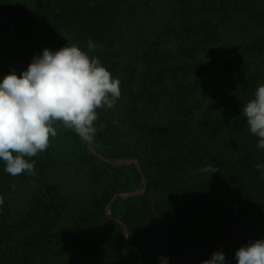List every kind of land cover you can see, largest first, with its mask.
<instances>
[{
    "label": "trees",
    "instance_id": "16d2710c",
    "mask_svg": "<svg viewBox=\"0 0 264 264\" xmlns=\"http://www.w3.org/2000/svg\"><path fill=\"white\" fill-rule=\"evenodd\" d=\"M36 1L44 9L22 12V21L7 15L11 3L2 5L0 37L15 25L4 40L11 43L6 54L30 64L42 53L37 45L50 40L53 46L55 36L69 33L71 43L98 57L120 80L116 102L124 108L120 114L115 102L110 109L96 110L94 141L104 156L136 158L141 164L146 194L118 198L111 211L127 226L144 264H160L161 256L169 264H201L219 250L230 264H237L236 250L264 238V178L255 168L264 164V150L257 148L258 138L241 115V106L254 97L260 83L261 74L246 61L249 51L260 47V39L245 45L237 37L225 44L228 34L222 23L246 16L264 27V0H169L181 19L180 29L173 25L176 13L163 31L166 39L177 42L174 52L161 46L163 37L143 45L152 31L145 19L154 0ZM23 29L28 35L19 43ZM130 29L138 52L133 60L118 45ZM89 38L97 45L93 51L87 49ZM208 44L215 45L211 58L202 54ZM13 69L27 67L0 64V77ZM207 72L223 82L209 101L200 95ZM47 156L41 151L27 158L35 161L32 175H10L0 161V264H137L139 256L104 229L109 224L123 231L105 215L119 191L114 188L81 209L49 176L52 159ZM79 157L86 159L81 151ZM127 167L141 181L136 166ZM16 183L29 185L33 192L28 208L12 219L5 190ZM219 184L227 190L229 204L220 198ZM121 201L126 208L118 215Z\"/></svg>",
    "mask_w": 264,
    "mask_h": 264
},
{
    "label": "clouds",
    "instance_id": "9594fccd",
    "mask_svg": "<svg viewBox=\"0 0 264 264\" xmlns=\"http://www.w3.org/2000/svg\"><path fill=\"white\" fill-rule=\"evenodd\" d=\"M96 47L89 38L88 51ZM120 95V80L98 57H90L75 43L57 50L45 48L33 56L26 70L17 73L13 69L0 77V161L4 171L13 176L34 174L35 161L27 158L47 149L50 136L57 135L54 122L75 131L85 143L91 142L98 131L96 110L112 108ZM241 115L248 131L258 138L257 148L264 150V84L241 106ZM255 168L264 178V164L257 163ZM159 259L160 264H169L168 257ZM235 260L237 264H264V238L242 245ZM201 264L230 262L219 250Z\"/></svg>",
    "mask_w": 264,
    "mask_h": 264
},
{
    "label": "rangeland",
    "instance_id": "374dc122",
    "mask_svg": "<svg viewBox=\"0 0 264 264\" xmlns=\"http://www.w3.org/2000/svg\"><path fill=\"white\" fill-rule=\"evenodd\" d=\"M74 0H70V3ZM156 2L153 8H150V16L146 17L145 19V27H151V33L148 32V36H145V41L143 45H146L147 42H151L153 39H158L159 37H163L160 40H163L160 44L162 47L165 48L167 51L174 52L176 51L178 44L174 40L166 39L165 35L163 34L164 28L166 24L173 20L175 14L177 13V18L173 25L180 29L181 19L178 14V9L176 5L170 3L169 0H154ZM4 3H11L9 10L6 11L7 15L13 16L14 19H20V21L24 18V13L22 12H34L38 10L44 9L42 8V3L36 0H0V10ZM42 8V9H41ZM88 10L86 7H84ZM14 11V12H12ZM5 18L8 19L7 16ZM11 18V17H10ZM149 23L147 20H149ZM9 19L8 21H12ZM13 22V21H12ZM224 28L227 30V38L224 40L226 44L228 39L233 40L234 38L239 37L242 43L250 44V40L260 39L259 48H255V52L250 50V57L247 58V62H252V67L261 74L260 83L264 84V27L262 26H255L254 22L248 19L246 16H234L231 19L222 23ZM12 28V29H11ZM15 25L12 23V27L8 33H4L0 37V59H10L13 61H17L20 63H25L22 61H18L12 58H9V55L6 54L8 47H10V42H4L5 38L14 30ZM148 31V30H147ZM28 35V30L23 29L19 33V40L18 42H24ZM54 42L53 46H49L50 40L48 43H45L44 46L37 45V48H47L52 50H57L61 47L66 46L68 43L73 41V35L69 33H62L60 35L55 36L51 40ZM252 41V42H253ZM39 44V42H37ZM18 48L21 47L23 44H18ZM121 49H124L126 54L128 55L130 60L137 58V51H136V37H134L133 30L130 29L127 32L125 31V35L123 39H121L120 43L118 44ZM202 46L201 48H203ZM213 48H215L214 44H208L207 50L203 51L202 54L206 58H211L213 53ZM224 47L223 49H225ZM42 52V50H38ZM200 53V51H199ZM201 55V54H200ZM213 59H208V63L211 62ZM0 64H7V63H0ZM26 64V63H25ZM7 65H14V66H22L27 67L26 65H15V64H7ZM29 65V64H28ZM19 73V70H16ZM10 72V71H9ZM223 86V82L221 80H217L212 78L210 72H207L202 75V89L200 95H205L206 101L208 99H213L218 93L220 92ZM119 107V112L121 114L124 105L120 103V101L116 102ZM118 109L114 112V116L118 113ZM56 128L57 135L55 137L50 136L49 139V146L44 151V156L47 158L52 159V163L49 169V176L52 180H55L58 187L60 188L61 192L75 201L79 208L83 209L89 202L93 201L96 198L103 197L105 193H111L112 190L115 188L117 191L116 194H123L126 195L130 192L141 191L145 189L144 194L135 195L131 197H141L144 196L147 192V185L146 180L143 181V177L145 176L141 174V181L138 180L136 172L134 169H131L127 166H131L134 164H111L101 160L99 157V161L91 160L89 158L88 153H91V149L98 152L100 155L104 156L101 149L98 146V143H95L94 138L91 141V145L89 143H85L81 140V138L76 134L75 131L66 129L63 124L59 121L54 122L53 125ZM74 135L77 138H74ZM122 141L125 139L122 138ZM80 151L82 155L86 156V159L81 160L79 155ZM92 154V153H91ZM112 161H120L124 163L125 159L115 158L111 159L107 156H104ZM129 160H136L139 165L141 166L140 162L136 158H131ZM101 162H104L108 165H103ZM142 169V167H141ZM220 190V198L224 200L226 203H230V196L223 186V184H219ZM7 197L12 206V219H17L22 213L28 208L30 197L33 192V188L29 185H24L20 183H16L11 185L6 190ZM111 197L110 201L114 197ZM120 198L123 201L129 198H121L117 196L112 203L109 201L110 209L108 210V214L111 217L117 218L114 216L111 211V206L113 203ZM108 203V204H109ZM118 212L119 215L120 211L126 208V204L121 201L119 203ZM105 215L106 209H105ZM108 217V216H107ZM109 218V217H108ZM110 219V218H109ZM111 220V219H110ZM120 220V219H119ZM112 221V220H111ZM121 221V220H120ZM105 230H110V233L115 237V239H119L124 243V228L123 231H120L109 224L104 225ZM126 242L130 245L136 247L140 252V248L136 245L130 243L129 232L126 237ZM125 244V243H124ZM128 249V248H127ZM131 251V250H129ZM138 256L136 252H133ZM138 264V263H137ZM144 264V262H142ZM176 264H189L188 262L184 261H176Z\"/></svg>",
    "mask_w": 264,
    "mask_h": 264
},
{
    "label": "water",
    "instance_id": "95a60500",
    "mask_svg": "<svg viewBox=\"0 0 264 264\" xmlns=\"http://www.w3.org/2000/svg\"><path fill=\"white\" fill-rule=\"evenodd\" d=\"M11 27H12V23H11ZM12 29V28H11ZM0 63H7V64H15V65H26L28 67V64H25V63H20V62H17V61H13V60H10V59H0ZM89 145H91V142H89ZM91 153L93 155H96L97 157H99L101 160L105 161V162H108V163H111V164H134L137 166L138 170L140 173H142V169H141V166L139 165V163L136 161V160H129V159H125L124 160V163H121L120 161H112L102 155H100L98 152L94 151L93 149H91ZM143 181L145 182V179L143 177ZM145 192V189H142L141 191H135V192H130L126 195H123V194H116L114 195V197L112 198V200L110 201L112 203V201L117 197V196H120L121 198H129L131 196H135V195H141V194H144ZM109 203L106 207V214L107 216L112 220V221H115V222H118L119 224H121L124 228V243H125V246L131 250L132 252H136L139 256V260H138V264H142L143 262V255L142 253L134 246L130 245L129 243L126 242V237H127V234H128V229H127V226L122 222L120 221L119 219L117 218H114V217H111L109 214H108V210L110 209V204Z\"/></svg>",
    "mask_w": 264,
    "mask_h": 264
}]
</instances>
